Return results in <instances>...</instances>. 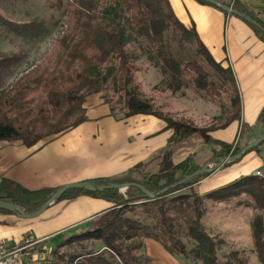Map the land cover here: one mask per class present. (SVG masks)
Segmentation results:
<instances>
[{
	"label": "trees",
	"instance_id": "1",
	"mask_svg": "<svg viewBox=\"0 0 264 264\" xmlns=\"http://www.w3.org/2000/svg\"><path fill=\"white\" fill-rule=\"evenodd\" d=\"M9 1L12 0H0V4ZM44 4L59 15L52 25L59 28L58 34L47 50L18 75L21 55L0 52V142L20 141L32 147L54 140L87 121L84 103L91 95H99L115 119L152 116L174 132L166 146L146 162L114 176L88 181L94 187L122 186L123 191L70 190L53 202L88 196L112 204L111 209L91 220L87 230L56 246L60 249L78 244L80 248L76 255H55L59 264H150L144 253L145 239L158 242L171 256L188 264L237 263L245 253L232 252L225 255L223 262L219 260L225 243L208 233L204 218L207 204L228 203L243 195L252 199L257 212L250 231L253 253L258 263L264 264V179L243 177L202 197L193 190V185L214 172L220 161L238 154L258 138H249L250 129L242 124L233 144L208 139L220 149L212 158L211 167L208 166L210 170L175 186L206 167L195 165L190 158L177 165L171 162L173 147L200 130L156 110L150 103L153 98L145 100L135 78L136 62L142 55L160 74L164 88L159 90L185 96L190 89L194 96L214 102L224 98L220 107L227 111L221 125L225 127L231 121H240V97L232 71L213 61L195 28H186L177 20L168 0H44ZM223 5L246 14L237 0ZM246 15L264 29L263 24ZM243 22L264 41V33ZM50 34L45 20L16 21L0 14V37H12L30 45ZM169 36L186 44L192 36L204 61L175 58L167 47ZM129 47L136 51L129 52ZM260 145L250 152L259 151ZM240 160L226 162L221 168ZM139 187L151 194L163 193L149 199ZM59 188L29 191L11 180L1 179L0 202L14 204L22 213L31 214ZM90 241L100 242L103 250L99 254L86 252L82 243Z\"/></svg>",
	"mask_w": 264,
	"mask_h": 264
},
{
	"label": "crops",
	"instance_id": "2",
	"mask_svg": "<svg viewBox=\"0 0 264 264\" xmlns=\"http://www.w3.org/2000/svg\"><path fill=\"white\" fill-rule=\"evenodd\" d=\"M215 1L229 3V0ZM168 2L183 26L195 28L213 61L232 71L240 97V121H231L220 129L194 124L187 110V104L193 102L190 97L175 101L184 115L181 118L200 131L173 147L171 162L177 165L190 158L195 165L208 167L220 150L208 139L233 144L242 124L250 129L249 138L262 133L264 125L259 124V118L264 112V41L241 19L227 16L221 10L196 0ZM237 2L240 9L264 25V0ZM84 108L86 122L46 144L26 147L20 141L0 142V180L8 179L26 190L35 191L114 176L149 160L174 134L162 120L152 116L136 115L115 120L99 95L87 97ZM261 165V160L250 152L241 161L216 169L194 184L193 190L198 196H205L236 178L263 173L259 170ZM221 204L214 206L219 208ZM111 208L112 204L105 200L81 196L50 205L42 215L32 219L0 211V245L9 250L20 248L24 242L27 246L33 244L31 247H56L66 238L87 230L91 220ZM243 222L249 226L248 221ZM214 225L221 235L223 228ZM234 239L238 241L235 234ZM144 253L150 264H179L152 239H145Z\"/></svg>",
	"mask_w": 264,
	"mask_h": 264
},
{
	"label": "rangeland",
	"instance_id": "3",
	"mask_svg": "<svg viewBox=\"0 0 264 264\" xmlns=\"http://www.w3.org/2000/svg\"><path fill=\"white\" fill-rule=\"evenodd\" d=\"M0 14L12 18L16 21H27L29 19L39 18L45 20L49 30H51V34L48 38L39 43L30 45L24 44L23 42H20L18 40H14L12 37H0V52L9 54L14 53L21 55L22 57L21 62L19 63V69H17L16 72V75H18L20 72L24 71L30 63L35 62L47 50L50 43L55 39L58 34L59 28L52 25L54 24L56 19H58L59 15L53 14L52 11L46 8L44 0H12L6 3H2L0 4ZM167 47L168 50L172 52V55L175 58L177 57V59L179 60L204 61L199 57L197 53V47L192 36L189 39V44L179 42L175 37L169 36L167 40ZM129 48V52H131L132 50L136 51L135 48ZM136 67L137 72L135 78L136 83L141 82V85L138 83L141 86V94L145 97L146 101H151V98H153V101H151L150 103H152L156 110H158L160 113L167 115L173 120H185L181 118L184 115L181 114L180 108L175 104V101L177 102L178 100L182 99L187 100L190 97V99H193V102H189L187 104V110H190V114H192V119L195 125H197L198 127H209L213 125L214 127L216 126L215 129L222 128L221 125L224 124V117L226 118L227 116V111H223L220 107V102H225L224 98H221V100L217 102L201 99L194 96L191 93L190 89L186 92L185 96L174 95L169 91H161L159 89L164 88V84L161 82L160 74L154 67H152V65L146 60L145 57H143L142 55L139 56V59L136 62ZM210 73H212L211 70L209 71V74ZM260 123L261 125H264V112L261 113V117L259 118V124ZM261 132V134L255 136L254 138H259L260 135L263 136L264 128ZM253 153L262 162V167L259 168V170L263 173H259L258 177L264 179V141L259 146V151ZM243 177H240V179ZM230 178L231 177H229L228 179ZM235 181H237V178L228 182V184H231ZM211 205H213V207L207 204L205 215V217L207 218L206 223L204 218V225L206 226L208 233L212 237L216 239L219 238L225 243L223 245V248L219 252V260L223 262L225 255L240 251L245 254L241 258H238L237 261H235L237 263L229 262L227 264H259L255 254L253 253V243L250 231L251 220L257 213L253 206L254 203L252 199L247 195H243L231 202H225L221 205H218L219 208L214 206L216 204ZM243 211L248 212L243 213ZM241 213L244 215H240ZM242 219L245 222L248 221L247 223L249 224V226H245ZM214 224H219L221 228H223L222 230H224V232L221 233V235L220 232L215 230L218 227ZM234 234L238 241H235ZM25 245L26 247L24 248H26L27 251L25 252V256L23 257V260H25L23 261V264H53V261H59L55 258V255L57 257H68L69 255H76L80 252L78 244H72L69 247L60 249L42 245H35L31 247L33 244L27 246L28 243L25 244L24 242L23 246ZM82 246L86 249V252L91 251L96 254H99L103 250L100 242H85L82 243ZM43 249L47 250L48 252V258L44 260L39 259L43 257H40ZM175 259L179 264H188L187 262L180 260L179 258L175 257ZM231 260L234 259L231 258ZM60 264L65 263L62 262Z\"/></svg>",
	"mask_w": 264,
	"mask_h": 264
},
{
	"label": "water",
	"instance_id": "4",
	"mask_svg": "<svg viewBox=\"0 0 264 264\" xmlns=\"http://www.w3.org/2000/svg\"><path fill=\"white\" fill-rule=\"evenodd\" d=\"M198 1H203V2L209 3L210 5H213L217 8H219L223 12L247 22L248 24L252 25L253 27L259 29L262 33H264L263 27L259 23H257L255 20H253L251 17L247 16L244 13L236 11V10L232 9L231 7H227V6L217 2L215 0H198ZM263 141H264V135L261 136L260 138L256 139L254 142L245 146L238 154H236L234 156H229V157L225 158L224 160L220 161V163L217 166V169L220 168L226 162L242 159L248 152L253 150L255 147H257ZM209 170H210L209 167H204L200 170H197L194 173H192L191 175H189L186 178H184L183 180H181L180 182H178L175 186L185 184V183L189 182L190 180H192L193 178L204 175ZM175 186H173V187H175ZM139 188L144 192L145 196L149 199H154L158 195L163 193V192H160L157 194H151V193L147 192L146 190H144L142 187H139ZM111 189H117V190L122 191L124 189V187L117 186V185H106V186L94 187L89 182L72 183V184H68V185L60 187L44 205H42L36 212H33L31 214L22 213L19 210L18 206L14 205V204H10V203H4V202H0V211L16 214L17 216L24 218V219H32V218H36V217L42 215L49 208V206L53 204V202L59 200L66 192H68L70 190H82V191H89V192H95L96 193V192H104V191L111 190Z\"/></svg>",
	"mask_w": 264,
	"mask_h": 264
},
{
	"label": "built area",
	"instance_id": "5",
	"mask_svg": "<svg viewBox=\"0 0 264 264\" xmlns=\"http://www.w3.org/2000/svg\"><path fill=\"white\" fill-rule=\"evenodd\" d=\"M253 175H259V172H255ZM26 248H18L14 250H9L5 246L0 245V264H23L25 260L23 257L25 256ZM39 259H46L48 258L47 250L43 249V252L40 254ZM46 261V260H45Z\"/></svg>",
	"mask_w": 264,
	"mask_h": 264
}]
</instances>
